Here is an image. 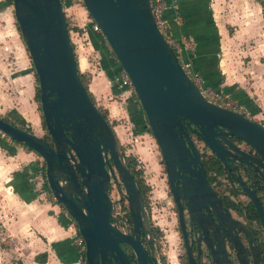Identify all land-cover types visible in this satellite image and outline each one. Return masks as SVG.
I'll list each match as a JSON object with an SVG mask.
<instances>
[{"label":"water","instance_id":"1","mask_svg":"<svg viewBox=\"0 0 264 264\" xmlns=\"http://www.w3.org/2000/svg\"><path fill=\"white\" fill-rule=\"evenodd\" d=\"M10 1L37 78L39 111L50 144L1 118L0 132L41 157L47 188L82 239L83 264H157L151 226L135 179L111 125L81 83L61 0ZM81 2L130 81L173 198L177 201L180 191L191 195L198 207H220L190 134L226 167L227 174V162L253 169L264 188V127L202 95L155 26L149 0ZM231 137L253 153L239 148ZM234 177L264 230L263 206L238 172ZM109 179L122 187L123 191H117L126 201L131 232H121L114 222ZM174 179L181 180L179 189ZM186 205L190 209L189 201ZM178 208L181 225L179 203ZM145 241L150 242V254ZM120 245L129 249L132 261Z\"/></svg>","mask_w":264,"mask_h":264},{"label":"crops","instance_id":"2","mask_svg":"<svg viewBox=\"0 0 264 264\" xmlns=\"http://www.w3.org/2000/svg\"><path fill=\"white\" fill-rule=\"evenodd\" d=\"M169 1V0H167ZM259 6L258 3H256ZM174 8L164 11V18L171 38L180 47V56L191 71L196 72L204 87L221 92L236 101L245 115L257 122H264V61L259 58L234 60L231 49L234 47V33H228L224 24L216 23L211 0H174ZM84 33L87 46L98 54L95 69L88 67L84 55L77 56L79 70L91 72L87 90L95 102L106 96L123 94L127 98L130 90L117 83L120 67L111 59L106 42L98 33L92 32L85 24ZM235 31V30H234ZM233 42V45L231 43ZM33 68L19 35L13 17L11 4L0 0V111L8 117L17 116L30 124L39 122V113L33 95ZM31 99V100H30ZM111 103V102H110ZM139 108V105H138ZM118 112V109H117ZM139 113L143 115L142 110ZM140 116V114H139ZM116 127H112L116 138ZM119 139V137H118ZM0 148L8 150L18 160L17 167L24 166L20 181L10 185L23 195L25 206H34L36 196L30 195L24 180L31 177L35 163L32 152L18 144L10 147L0 139ZM11 149V150H10ZM27 164V165H25ZM20 172V170H19ZM23 176V178H22ZM17 183L22 184V189ZM27 197V198H25ZM37 194V253H45V261L37 264H80L81 248L76 245L79 237L73 231L71 219L58 206L42 200ZM77 235V236H76Z\"/></svg>","mask_w":264,"mask_h":264},{"label":"rangeland","instance_id":"3","mask_svg":"<svg viewBox=\"0 0 264 264\" xmlns=\"http://www.w3.org/2000/svg\"><path fill=\"white\" fill-rule=\"evenodd\" d=\"M211 3L216 23L224 24L230 34L235 32L232 38L234 47L231 49L234 60L238 61L241 58L244 60L246 55V59L252 57L257 60L260 57L259 59L264 61V19L257 2L255 0H211ZM62 8L75 58L77 59L79 54L84 55L89 63L88 67L95 69L99 56L95 51L92 52L90 47H88L89 51L85 48L87 39L83 34L87 29L85 24L89 23L88 28L90 29L91 18L81 0H70L69 4L62 1ZM107 49H109L108 46ZM109 55L113 59L110 51ZM86 70L82 68V70L78 69V72L88 83L91 72ZM33 81L34 91L37 86L34 74ZM129 90L131 93L130 88ZM32 100L36 106L34 109L36 113L38 106V124L37 120L36 124H30L21 117H8L1 111L0 117L6 116L13 120H20L24 126L29 127L33 134L45 138L46 131L39 111V103L34 99V92ZM93 102L97 109L104 112L105 119L111 127H116L119 137L117 140L123 157H129L134 169L139 171L145 211L155 230L154 243L158 259L161 264H175V256L181 251L178 246L179 239L172 201L168 194L160 153L153 137L144 129V118L139 113L137 102L132 94H128L125 98L121 93L115 97L106 96L101 102L94 100ZM0 139L13 149L18 147V144L12 142L1 132ZM198 144L201 145L200 142ZM30 151L33 155V160L30 162L35 163V167L32 169V176L24 181L27 183V189L32 193L30 195L36 196L35 205H37V194H39L42 195L40 202L46 200V202L57 205L58 209L64 212L63 207L54 201L47 188L41 157L34 151ZM17 163L18 160L13 159L8 150L0 148V264H37L34 261V255L37 253V230L34 224L37 218V207L35 205L25 206L23 195H19L18 189L10 185L14 181H20L21 178L18 173H21L24 166L17 167ZM17 186L20 189L23 188L20 183H17ZM72 226L73 231L77 232L74 222Z\"/></svg>","mask_w":264,"mask_h":264},{"label":"flooded vegetation","instance_id":"4","mask_svg":"<svg viewBox=\"0 0 264 264\" xmlns=\"http://www.w3.org/2000/svg\"><path fill=\"white\" fill-rule=\"evenodd\" d=\"M190 136L199 153L205 179L218 197L220 207L217 204H215L216 207L214 206V208L202 205L198 207V203L194 202L191 195H184L180 191L176 201L169 190L165 176L168 194L172 201L173 215L179 239L178 246L181 251L175 256V264H264V230L249 197L240 192V188L234 180L235 173L238 172L241 181L253 190L254 196L264 208V188L259 180L258 173L253 169L246 170L243 166L234 167L233 162H227V166L230 168V172L227 174L226 167L220 164L199 138L193 134H190ZM230 139L239 148L250 154L253 153L251 148L239 140L233 137ZM211 167L218 171H214ZM173 183L177 184L179 189L181 180L174 179ZM110 184L108 180V196L112 201ZM186 201L190 202V209H188ZM123 202L124 199H121V204ZM178 203L181 210V225L178 217ZM126 213L127 206L125 216L130 225L129 217H127ZM193 214L194 217H191ZM197 215L198 219L195 220ZM152 230L155 232L151 226V232ZM128 232H131V225ZM144 235L147 237L146 233ZM152 235L154 257L157 264H161L154 243L155 233H152ZM149 243L147 241L144 242L148 254H150ZM120 246L128 253L129 259L132 261L133 257L129 249L124 245Z\"/></svg>","mask_w":264,"mask_h":264},{"label":"built area","instance_id":"5","mask_svg":"<svg viewBox=\"0 0 264 264\" xmlns=\"http://www.w3.org/2000/svg\"><path fill=\"white\" fill-rule=\"evenodd\" d=\"M64 1V0H61ZM150 4V9L151 13L153 16L154 24L157 27L158 31L161 33V35L164 37V39L167 41V43L170 45V47L173 49L175 56L177 57V60L181 66V69L190 77V79L195 83V85L199 88L200 92L202 95L209 101L223 106L225 108H228L233 111H237L239 113H242L243 115L244 112L242 111L241 106L234 100L226 97L224 94L221 92H215L212 91L211 89L204 87L202 85L201 79L199 75L196 72L191 71L189 68L188 64L181 58L180 56V47L178 46L177 42H175L171 36L167 33H165V28L167 27V22L164 18V11L168 8H174V0H149ZM90 30L94 33H98L101 38L103 39L102 35L99 32V28L97 25L92 21L90 24ZM104 40V39H103ZM112 58L114 59L113 55ZM117 83L120 87H125V88H130V81L125 74V72L120 69L119 75L117 78ZM247 116V115H245ZM248 117V116H247ZM260 123V122H259ZM261 125L264 127V122L261 123ZM110 181V189L112 191V202H113V208H114V216H115V224L117 228L121 232H128L129 231V222L127 221V218L125 216L126 212V202L121 204V199H123L120 195V192L117 191V188H120V191L122 190V187L113 182L111 179ZM76 245L83 249V242L82 239L79 237L76 238Z\"/></svg>","mask_w":264,"mask_h":264},{"label":"trees","instance_id":"6","mask_svg":"<svg viewBox=\"0 0 264 264\" xmlns=\"http://www.w3.org/2000/svg\"><path fill=\"white\" fill-rule=\"evenodd\" d=\"M7 1L11 4V1H10V0H7ZM255 1L259 4V6H260V10H261V15H262V18L264 19V1H263V0H255ZM64 2H65L66 4H69L70 0H64ZM61 3H62V1H61ZM165 33L169 34V30H168L167 27L165 28ZM109 51H110V50H109ZM110 53H111V51H110ZM111 54H112V53H111ZM115 61H116V60H115ZM33 74H34L35 79H36V82H37L36 75H35L34 72H33ZM79 77H80L81 83L83 84V86H84V88H85L87 94H88L89 97L92 99L91 94H90V93L88 92V90H87V82H86V80H84L82 74H80V73H79ZM131 94H132V96H133V99H135V101L137 102V98H136L134 92L132 91V89H131ZM34 99H35L36 101L39 100V99H38V87H37V86H36V88H35V90H34ZM92 101H93V99H92ZM137 104H138V102H137ZM138 105H139V104H138ZM139 109L141 110L140 107H139ZM98 111H99V113L105 118V114H104V112H101L99 109H98ZM0 118L3 119V120H5V121H7V122H9V123H10L11 125H13V126H16V127L20 128V129H23V130L27 131V132H31V130L29 129V127H28V126H24V125H23V122H22V121L20 122V120H19V121H17V120H13V119L8 118V117H6V116H4V117H0ZM41 118H42V116H41ZM143 118H144V129H145V131H146L147 133L150 134V130H149V128H148L147 125H146V120H145L144 115H143ZM42 122H43V119H42ZM43 125H44V124H43ZM44 130H45V128H44ZM45 131H46V130H45ZM41 139H43L44 141H46V142H48V143L50 144V141H49V137H48L47 132H46V137H45V138H41ZM11 141H12V140H11ZM12 142H15V141H12ZM15 143H16V144H19V143H17V142H15ZM20 145H22V144H20ZM22 146H23V145H22ZM23 147H25V146H23ZM29 150H30V149H29ZM124 161H125V164H126L127 167L129 168L130 172L132 173V175H133V177H134V179H135V182H136L137 187H138L139 194L141 195V198H142V201H143L142 181H141L140 177L138 176L139 171L134 169V166H133V164L131 163V159H130L129 157H125V158H124ZM211 168H212L214 171H218L217 169H214L213 167H211ZM143 204H144V201H143ZM126 215H127V217H128V214H127V213H126ZM76 231H77V230H76ZM76 233L78 234V232H76ZM152 233H155V232H153V230H152ZM78 236H79V234H78ZM83 256H84V255H83V249H82L81 252H80V261H81L80 264H83ZM34 261H35V262H39V263L44 262V261H45V253H44V252H41V253L35 254V255H34Z\"/></svg>","mask_w":264,"mask_h":264},{"label":"bare ground","instance_id":"7","mask_svg":"<svg viewBox=\"0 0 264 264\" xmlns=\"http://www.w3.org/2000/svg\"><path fill=\"white\" fill-rule=\"evenodd\" d=\"M33 133V132H32Z\"/></svg>","mask_w":264,"mask_h":264}]
</instances>
